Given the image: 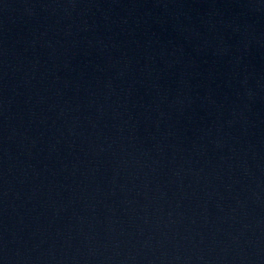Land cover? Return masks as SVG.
<instances>
[{"label":"water","instance_id":"95a60500","mask_svg":"<svg viewBox=\"0 0 264 264\" xmlns=\"http://www.w3.org/2000/svg\"><path fill=\"white\" fill-rule=\"evenodd\" d=\"M0 264H264V0H0Z\"/></svg>","mask_w":264,"mask_h":264}]
</instances>
